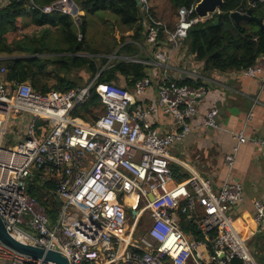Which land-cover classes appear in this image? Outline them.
<instances>
[{
    "label": "built area",
    "instance_id": "built-area-1",
    "mask_svg": "<svg viewBox=\"0 0 264 264\" xmlns=\"http://www.w3.org/2000/svg\"><path fill=\"white\" fill-rule=\"evenodd\" d=\"M137 2L144 12L145 42L155 45L159 35L165 34L168 49H156L153 57L166 69L188 28L200 20L194 5L180 8L170 31L152 17L148 0ZM41 11H59L74 20L79 15L72 0H57ZM7 70L0 62V218L11 237L58 250L70 264H187L190 260L194 264H231L234 259L238 264H258L233 222V210L244 200L243 186L231 174L239 147L246 140L244 127L224 155L228 173L217 190L208 178L195 173L175 181L170 166L172 145L192 130L191 120L206 95L203 85L181 84L164 70L156 84V106H144L139 97L151 86V76L136 80L132 92L117 81L101 84L96 91L104 110L86 121L73 111L88 100L96 75L67 91L40 92L27 81L8 79ZM260 73L255 64L243 70L251 77ZM158 109L174 119L175 125L167 133L151 122ZM24 113L27 118L18 119L22 135L5 144L7 121ZM251 114L249 111L247 120ZM217 117L218 109L208 108L203 126L217 128ZM251 140L264 156V138ZM33 177L39 183L55 185L62 202L55 221L28 194ZM253 206L254 221L260 225L264 204L256 199ZM131 209L135 213L129 223ZM182 215L205 237L216 232L211 253L205 241L182 230ZM144 217L148 222L143 233L135 236ZM0 264L55 263L18 253L0 242Z\"/></svg>",
    "mask_w": 264,
    "mask_h": 264
},
{
    "label": "trees",
    "instance_id": "trees-1",
    "mask_svg": "<svg viewBox=\"0 0 264 264\" xmlns=\"http://www.w3.org/2000/svg\"><path fill=\"white\" fill-rule=\"evenodd\" d=\"M57 0H4L0 1V62L7 66L6 77L16 81H27L33 89L47 92L53 88L67 91L76 85L67 79V74L77 69H84L95 83L91 87L90 96L86 102L76 107L73 115L86 121L94 119L93 114L104 110L96 88L101 84L118 81L119 85L130 92L136 80L147 76L146 68L140 62L131 61L129 55L139 51V46L145 42L144 26L141 19L144 12L137 0H72L79 11L74 20L70 15L59 11L43 13L41 8ZM198 0H168L171 9L178 12L181 7L191 8ZM251 0H223L217 12L206 19L193 23L187 30L186 37L180 41L182 47L193 55L196 62L202 64V71L244 70L256 63L258 57L264 55V28L259 29L253 21L241 20L235 23L230 18V12H244L250 7ZM149 12L153 18L159 19L152 5ZM33 4L35 7H33ZM252 7V14L264 21V0L257 1ZM109 12L127 30L126 37H120L118 50L112 62L100 58V64L84 43L86 19L97 12ZM192 13L191 16H193ZM218 22L214 23V18ZM168 30H173L170 23H165ZM57 40L54 46L43 43L45 31ZM22 32L20 38H16ZM78 34L81 35L78 38ZM55 37V38H54ZM159 43L149 45L152 51L165 46V34L158 37ZM138 43V44H136ZM51 54H56L51 56ZM128 56V57H126ZM51 67L47 69L46 64ZM46 67V69H45ZM61 74H63L61 76ZM53 76L58 82L56 87L50 85L47 79ZM181 84L199 85L200 81L180 79ZM41 123V122H40ZM178 168L177 166H174ZM174 177L181 181L188 173L179 174L173 170ZM55 185L51 182L39 183L33 177L27 185V192L34 197L46 210L51 221H55L59 202L56 199ZM181 216V228L186 233H193L205 241L207 250L212 252V240L216 232H210L205 237L191 221H184ZM234 259L231 264H238Z\"/></svg>",
    "mask_w": 264,
    "mask_h": 264
},
{
    "label": "crops",
    "instance_id": "crops-1",
    "mask_svg": "<svg viewBox=\"0 0 264 264\" xmlns=\"http://www.w3.org/2000/svg\"><path fill=\"white\" fill-rule=\"evenodd\" d=\"M82 13L79 11V14ZM129 32L125 34L129 35ZM55 42L57 40L52 39L50 45L53 47ZM164 43L165 46L159 48L163 51L168 49L166 41ZM153 53L152 47L144 43L139 46V51L129 55L131 61L148 65L146 74L153 80L145 94L139 97L144 106H156V84L164 70L176 81H200L199 85L206 88V95L199 101L198 112L191 120L192 130L182 141L171 147L172 170H177L179 174L195 173L208 178L212 189L217 190L228 173L224 155L236 143L234 135L244 127L246 140L240 145L231 168L232 176L243 186L244 200L233 210V222L251 255L258 264H264V219L260 225L255 223L253 206L256 199L264 204V156L261 148L251 140L252 137L264 138V55L258 57L255 63L261 70L260 75L251 77L244 75L243 70L203 72L202 64L196 62L193 55L181 45L171 54L166 69L157 63ZM46 67L49 69L51 66L47 63ZM69 71L67 79L76 84L73 88L91 79L84 69ZM46 82L54 87L58 85L53 76ZM51 90L62 91L58 88ZM210 107L218 109L217 128L203 126L206 110ZM249 111L252 114L247 120ZM151 122L161 133H167L175 125L172 116L160 109L151 115ZM188 263L194 264L191 260Z\"/></svg>",
    "mask_w": 264,
    "mask_h": 264
},
{
    "label": "rangeland",
    "instance_id": "rangeland-1",
    "mask_svg": "<svg viewBox=\"0 0 264 264\" xmlns=\"http://www.w3.org/2000/svg\"><path fill=\"white\" fill-rule=\"evenodd\" d=\"M1 1V0H0ZM150 4L155 11L156 16L164 21L165 23H170L171 27L177 21V15L174 10L171 9L170 3L168 0H150ZM97 14H92L86 19V28L84 35V43L89 47L90 51H94L92 55H86L87 52L83 53L86 56L95 57L96 61L100 64V58L105 57L107 59V63L112 62L115 58L113 55L118 50V42L120 37H126L125 34L129 30H127L124 26H122L117 18L113 16V14L109 12H97ZM83 14V13H82ZM131 31L129 32V34ZM22 32H19L16 38L21 37ZM55 38V37H54ZM53 39V36L48 34V31H45V35L43 38V43L50 45V41ZM50 79V77H49ZM118 82V81H117ZM119 83V82H118ZM20 117L22 119L27 118V114H18L17 116H11L6 124V132H5V144L10 145L14 142L15 138L23 133V127L20 124ZM172 150V148H171ZM117 200L122 201L121 197L117 196ZM139 201L135 203V206L138 207ZM132 209L127 214L128 222L130 223L132 220ZM148 220L146 217L142 219V225L138 226L135 231V236L141 235L143 233L145 223ZM190 264V263H187Z\"/></svg>",
    "mask_w": 264,
    "mask_h": 264
},
{
    "label": "water",
    "instance_id": "water-1",
    "mask_svg": "<svg viewBox=\"0 0 264 264\" xmlns=\"http://www.w3.org/2000/svg\"><path fill=\"white\" fill-rule=\"evenodd\" d=\"M259 0H251L250 7H248L244 12L232 11L230 12V18L238 23L241 20L253 21L255 22L259 29L264 28V21L262 18L256 17L252 14V5H254ZM73 2V1H72ZM223 0H198L194 4V13L199 19H206L211 16L213 13L217 12ZM73 6L76 9L77 6L73 2ZM218 22V18H214V23ZM152 198V195H149ZM56 198L61 205V200L56 195ZM135 211L132 210L131 214H134ZM0 242L6 245L7 247L15 250L18 253L32 256L34 258H41L43 260L52 261L55 264H70L68 259L62 255L58 250L54 249H44L38 246H32L28 244L21 243L11 237L4 228V224L0 218Z\"/></svg>",
    "mask_w": 264,
    "mask_h": 264
}]
</instances>
